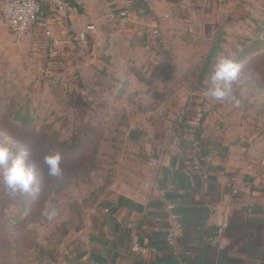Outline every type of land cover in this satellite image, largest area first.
Instances as JSON below:
<instances>
[{
  "label": "rangeland",
  "instance_id": "374dc122",
  "mask_svg": "<svg viewBox=\"0 0 264 264\" xmlns=\"http://www.w3.org/2000/svg\"><path fill=\"white\" fill-rule=\"evenodd\" d=\"M230 1L195 37L185 27L173 29L179 38L158 29L130 46L116 42L85 67L82 58L32 50L0 55V133L29 151L39 185L31 195L0 187V264H63L68 241L124 174L133 131L199 111L256 128L264 122V0ZM222 57L243 64L231 93L239 107L204 94ZM51 151L63 156L58 177L43 163Z\"/></svg>",
  "mask_w": 264,
  "mask_h": 264
},
{
  "label": "crops",
  "instance_id": "0c3cea01",
  "mask_svg": "<svg viewBox=\"0 0 264 264\" xmlns=\"http://www.w3.org/2000/svg\"><path fill=\"white\" fill-rule=\"evenodd\" d=\"M39 1L37 23L15 33L0 0V55L32 50L58 60L82 58L85 67L115 52L116 42L130 46L154 30L171 27L179 38L173 29L185 27L195 37L213 23L217 7L231 3L65 0L71 9L58 12L48 0ZM129 11L137 15L129 23L112 18ZM91 24L95 31L82 41ZM117 24L125 28L112 30ZM196 113L164 115L155 127L132 132L134 153L124 162V174L68 241L63 264H264V122L256 128L225 119L230 115ZM169 206L182 226L173 246L167 242Z\"/></svg>",
  "mask_w": 264,
  "mask_h": 264
},
{
  "label": "clouds",
  "instance_id": "9594fccd",
  "mask_svg": "<svg viewBox=\"0 0 264 264\" xmlns=\"http://www.w3.org/2000/svg\"><path fill=\"white\" fill-rule=\"evenodd\" d=\"M243 64L232 57H222L211 75V86L205 95L215 101L231 100L234 107H239L240 100L231 95L235 82L239 80ZM30 153L25 148L16 146L10 136L0 133V187L12 194H35L39 191L36 164L30 162ZM63 156L59 151L44 155L43 163L48 175L58 177L62 174ZM53 211L49 215L51 219Z\"/></svg>",
  "mask_w": 264,
  "mask_h": 264
},
{
  "label": "built area",
  "instance_id": "2783aa9c",
  "mask_svg": "<svg viewBox=\"0 0 264 264\" xmlns=\"http://www.w3.org/2000/svg\"><path fill=\"white\" fill-rule=\"evenodd\" d=\"M48 2L54 6L58 12L69 11L71 8L65 0H48ZM2 13L6 22L9 24L10 28L15 33H26L30 31L39 19V15L42 12V3L39 0H5L2 6ZM137 15L134 12H123L120 15H113L112 18L116 22L129 23ZM96 26L91 24L87 26L86 30L80 34V39L82 41L87 40V35L89 31H95ZM46 34L52 36L50 31H46ZM152 34H158V30L152 31ZM194 165L199 166L198 160H194ZM158 190H160L159 184H156ZM163 194V191H161ZM171 210L169 215V221L171 226L167 235V242L169 245L173 246L176 242L177 236L182 231V226L180 224V215L173 212V207L169 206ZM225 225H222V228ZM222 228L220 231H222ZM133 251L135 252H146L139 246H134Z\"/></svg>",
  "mask_w": 264,
  "mask_h": 264
},
{
  "label": "trees",
  "instance_id": "16d2710c",
  "mask_svg": "<svg viewBox=\"0 0 264 264\" xmlns=\"http://www.w3.org/2000/svg\"><path fill=\"white\" fill-rule=\"evenodd\" d=\"M213 54H214V52H212L211 55H213ZM32 121H33L32 119H27V120H26V119H21V120H20V122H22V123H26V124H31Z\"/></svg>",
  "mask_w": 264,
  "mask_h": 264
}]
</instances>
